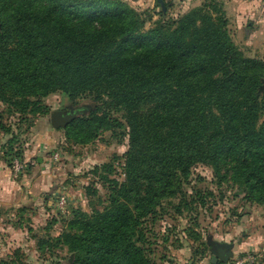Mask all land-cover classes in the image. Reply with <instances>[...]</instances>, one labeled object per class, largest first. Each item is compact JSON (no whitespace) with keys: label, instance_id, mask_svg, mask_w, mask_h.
<instances>
[{"label":"trees","instance_id":"16d2710c","mask_svg":"<svg viewBox=\"0 0 264 264\" xmlns=\"http://www.w3.org/2000/svg\"><path fill=\"white\" fill-rule=\"evenodd\" d=\"M204 1L147 29L152 15L125 0H0V134L9 137L0 161L29 166L20 124L29 130L50 114L46 100L56 94L92 106L58 129L70 146L105 133L129 140L123 157L93 170L105 197L94 183L86 187L91 212L70 205L58 236L56 218L33 235L41 256L65 250L74 255L68 264H160L155 225L177 216L190 218L185 232L205 259L210 235L195 228L215 194L193 179L200 165L219 187L237 185V196L264 205V60L234 42L222 0ZM5 115L17 121L7 126ZM25 221L32 219L22 207L9 223L33 233Z\"/></svg>","mask_w":264,"mask_h":264},{"label":"rangeland","instance_id":"374dc122","mask_svg":"<svg viewBox=\"0 0 264 264\" xmlns=\"http://www.w3.org/2000/svg\"><path fill=\"white\" fill-rule=\"evenodd\" d=\"M131 7L140 13H150L151 19L147 22L146 28L150 29L155 22L162 19L177 18L193 8L200 7L204 0H162L166 5V11L158 0H125ZM229 18V30L234 42L239 46L247 57L264 60V0H222ZM164 16H162V14ZM253 23L250 29L249 23ZM46 104L50 107V114L38 116L34 119V125L28 130L27 123L20 124L23 135L21 139L25 143V161L29 164L27 170L18 178L12 175L11 179L20 182L29 179L31 193L25 191V201L32 197L39 199L40 206L36 210H30L33 233L28 230L13 229L6 225L9 218L15 219L16 209L9 207L1 211H8L9 216L3 214L0 219V264H68L73 262L74 255L64 251H57L56 256L47 259L37 251L36 241L33 238L35 233L45 235L44 228L55 218L59 220L51 230L53 236H58L63 228L61 221L64 215H68L70 205L82 208L91 212V197L87 196L86 187L95 184L100 193L105 197L103 185L97 183L93 175L96 166L110 162L114 155L123 157L129 149L128 136L121 144L112 140L109 133H105L96 142L87 146H70L66 143L63 130H58L51 125V113L55 110H70L82 105H91L90 102H81L72 105L67 97L62 94L51 95ZM4 106L0 103V115ZM3 123L9 126L15 120L13 117L4 116ZM13 129L18 131V126ZM61 141L57 146V137ZM9 137L0 134V145L5 143ZM55 143L51 146V142ZM56 145V146H55ZM65 147L66 149H63ZM58 154L60 160L55 162L54 155ZM44 156L51 159L48 163V170L45 174L40 171L37 157ZM123 159L120 161L123 164ZM2 163V162H1ZM122 168L118 169V173ZM198 177L203 181L200 183ZM120 178V177H119ZM193 179L198 188L206 190L209 188L215 194L209 199L206 209H200L198 221L200 227L195 228L204 237L210 235L215 240L228 243H240L250 241L251 234L264 238V205L247 203L243 198L245 194L237 196L238 186L222 183L221 187L216 184L214 172L210 167L197 166L194 169ZM194 182V183H195ZM58 192V193H56ZM221 193L225 195L221 199ZM63 195L67 198L65 210L58 209L56 202ZM51 201L50 206L46 203ZM211 208V209H210ZM188 215V213H186ZM193 227L190 218L167 216L158 221L155 225L157 233V246L155 259L160 264H212L211 254L201 260L200 255L195 253L196 245L187 236L186 229ZM227 234L229 236H227ZM168 241L165 242V238ZM264 247V245L262 246ZM21 250V256L16 258V252ZM258 250L235 251L234 257H240L248 253H256ZM16 262V263H14ZM260 264H264V259Z\"/></svg>","mask_w":264,"mask_h":264},{"label":"crops","instance_id":"0c3cea01","mask_svg":"<svg viewBox=\"0 0 264 264\" xmlns=\"http://www.w3.org/2000/svg\"><path fill=\"white\" fill-rule=\"evenodd\" d=\"M264 23V22H263ZM250 29L253 26V23H249ZM51 142V141H50ZM61 143L60 139H59V135L57 137V146H59ZM55 143L51 142V146L54 145ZM56 146V145H55ZM42 159V162L39 163V159ZM51 161V159L46 158L44 156H38L37 157V162H38V166L40 168V171L45 174L48 170V163ZM2 161H0V219L2 218V215L5 214L7 215V217L9 216V212L8 211H1L2 208H7L9 206H11V209H18V208H22V207H27L30 210H36L38 206H40L39 203V199L36 197H32L30 200L28 199V201H25L27 199H25L23 196L25 193V191L29 190L30 188V184L32 182H30V180L28 179H24V181H14L11 179V171L9 168H7L3 163H1ZM29 193H31V191H28ZM58 193V192H56ZM48 203L50 206L51 201L49 200ZM57 203V202H56ZM56 205V204H55ZM9 220H13L12 218H9L8 220L5 221L6 225H11V227L13 229H16L12 223H9ZM255 232V230L252 232L251 234V239L250 241L247 242H243L240 243L239 245L235 244V249H234V253L235 251L238 250V252H243V251H251V250H259L261 249V247L264 245V238L263 237H259V235H254L253 233ZM227 236H229L227 234ZM233 243V242H232ZM213 264V263H212Z\"/></svg>","mask_w":264,"mask_h":264},{"label":"water","instance_id":"95a60500","mask_svg":"<svg viewBox=\"0 0 264 264\" xmlns=\"http://www.w3.org/2000/svg\"><path fill=\"white\" fill-rule=\"evenodd\" d=\"M158 2L163 6L164 11H166V5L162 0H158ZM264 90V83L261 87ZM92 110L91 105H82L76 108H70V110H55L51 113V125L55 129H64L71 122H73L77 117L87 114ZM42 162V159H39V163ZM210 245H211V263L213 264H229L230 260L234 257V243H228L224 241L215 240L210 236Z\"/></svg>","mask_w":264,"mask_h":264},{"label":"built area","instance_id":"2783aa9c","mask_svg":"<svg viewBox=\"0 0 264 264\" xmlns=\"http://www.w3.org/2000/svg\"><path fill=\"white\" fill-rule=\"evenodd\" d=\"M55 162L60 160V157L58 154L54 155ZM28 166L26 163L21 162L19 160H15L13 162V168H12V175L14 178L20 177L26 170ZM67 198L63 195L60 196L58 199L56 205L58 209L65 210L67 207ZM264 259V247H261L256 253H248L246 255L235 257L230 260L229 264H260L261 261Z\"/></svg>","mask_w":264,"mask_h":264}]
</instances>
